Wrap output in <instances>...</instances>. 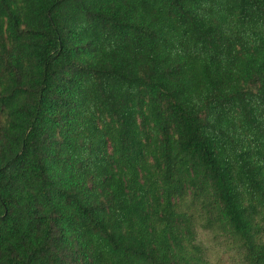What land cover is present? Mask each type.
Returning a JSON list of instances; mask_svg holds the SVG:
<instances>
[{
    "label": "trees",
    "instance_id": "16d2710c",
    "mask_svg": "<svg viewBox=\"0 0 264 264\" xmlns=\"http://www.w3.org/2000/svg\"><path fill=\"white\" fill-rule=\"evenodd\" d=\"M264 264V0H0V264Z\"/></svg>",
    "mask_w": 264,
    "mask_h": 264
},
{
    "label": "rangeland",
    "instance_id": "374dc122",
    "mask_svg": "<svg viewBox=\"0 0 264 264\" xmlns=\"http://www.w3.org/2000/svg\"><path fill=\"white\" fill-rule=\"evenodd\" d=\"M208 244L210 246L208 250L210 264H239V258L234 253L226 252L217 242L209 240Z\"/></svg>",
    "mask_w": 264,
    "mask_h": 264
}]
</instances>
